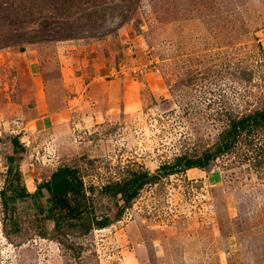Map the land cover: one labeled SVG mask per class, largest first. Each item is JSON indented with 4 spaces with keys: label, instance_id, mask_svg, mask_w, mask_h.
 <instances>
[{
    "label": "rangeland",
    "instance_id": "rangeland-1",
    "mask_svg": "<svg viewBox=\"0 0 264 264\" xmlns=\"http://www.w3.org/2000/svg\"><path fill=\"white\" fill-rule=\"evenodd\" d=\"M35 53L37 70L17 68ZM2 76L0 264H264V130L203 170L160 175L116 220L121 203L96 193L129 170L212 152L228 116L264 107V0H0ZM35 99L47 123L25 129L30 117L7 101ZM14 136L26 192L76 169L111 224L54 230L37 212L44 192L10 203Z\"/></svg>",
    "mask_w": 264,
    "mask_h": 264
},
{
    "label": "trees",
    "instance_id": "trees-1",
    "mask_svg": "<svg viewBox=\"0 0 264 264\" xmlns=\"http://www.w3.org/2000/svg\"><path fill=\"white\" fill-rule=\"evenodd\" d=\"M258 129L264 130V107L240 117L228 116L226 128L219 134V141L213 151H207L195 158L179 156L174 158L172 163L162 164L155 174H149L146 170H129L117 181L107 182L101 185L96 193L103 197H110L121 203L117 205V211L113 220L121 215V210L127 208L137 197L139 191L145 185L156 181L160 175L170 176L177 173H184L191 169L203 170L216 155L227 152L233 144L235 138L240 134H250ZM11 151L6 155V174H11L9 190L12 197L10 203L15 199L32 198L38 199L46 195L44 205H37V212L42 215V220L49 221L54 230H58L61 225L75 226L71 221H77V226L83 233L91 230H102L107 228L112 220L107 214H95L91 198L86 196L85 187L76 169L69 167H59L52 172L49 178L36 186L33 193L29 194L20 182L19 162L21 160V148L16 136L9 141ZM87 192L91 195L93 187L89 186ZM2 205L6 210V200L3 190L0 191ZM38 237L45 238L43 232L38 233Z\"/></svg>",
    "mask_w": 264,
    "mask_h": 264
},
{
    "label": "crops",
    "instance_id": "crops-1",
    "mask_svg": "<svg viewBox=\"0 0 264 264\" xmlns=\"http://www.w3.org/2000/svg\"><path fill=\"white\" fill-rule=\"evenodd\" d=\"M37 63H38V57H37V54L35 53L33 55L26 56L25 59H22L21 62L17 63V68L19 70H21V68L28 69V70L32 68V69L37 70V68H38ZM9 65H12V64L9 63ZM27 66H28V68H27ZM8 67H11V66H8ZM36 73H31V71H28L27 74L32 76ZM0 79H2V81L6 80V83L3 84L4 87L11 86L10 85L11 79H6L5 76L0 77ZM10 89H12V87ZM38 97L41 98L40 96H38ZM97 97H98L99 103L102 102L103 100H106V97H104L103 95L98 94ZM36 99H35V102L33 101L34 105L32 103L28 104L27 101L25 103H24V101H21V103H16L14 101H7L8 106L14 107L13 109H15V108L22 109L23 108V111H22L23 116L24 117H26V116L30 117L29 121H26V123L24 125V126H26L25 129L28 128L30 130V129H32V127H35L36 125H38L40 123L42 124V122L44 123L45 119H47V116H45L47 113L44 112V110H43L44 108L38 104V100H36ZM95 111H97L96 108L92 109V112H95ZM15 112H16V109H15ZM106 115H107L106 107L103 105L101 110H98L97 118L101 119V118L105 117ZM48 118L50 120H52L54 118V116H52V117L50 116ZM45 123H47V122L45 121ZM51 130L55 133H58L57 131H60L61 129L57 130L56 127L54 125H52ZM188 171H191V170H188Z\"/></svg>",
    "mask_w": 264,
    "mask_h": 264
},
{
    "label": "built area",
    "instance_id": "built-area-1",
    "mask_svg": "<svg viewBox=\"0 0 264 264\" xmlns=\"http://www.w3.org/2000/svg\"><path fill=\"white\" fill-rule=\"evenodd\" d=\"M21 143V142H20ZM21 145H22V143H21Z\"/></svg>",
    "mask_w": 264,
    "mask_h": 264
}]
</instances>
